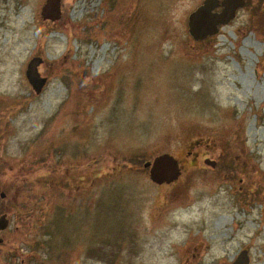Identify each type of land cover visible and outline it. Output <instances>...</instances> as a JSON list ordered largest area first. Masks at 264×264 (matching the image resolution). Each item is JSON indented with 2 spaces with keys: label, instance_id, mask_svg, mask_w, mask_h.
<instances>
[{
  "label": "rangeland",
  "instance_id": "1",
  "mask_svg": "<svg viewBox=\"0 0 264 264\" xmlns=\"http://www.w3.org/2000/svg\"><path fill=\"white\" fill-rule=\"evenodd\" d=\"M184 1L0 0V264H264V0L202 41Z\"/></svg>",
  "mask_w": 264,
  "mask_h": 264
},
{
  "label": "water",
  "instance_id": "2",
  "mask_svg": "<svg viewBox=\"0 0 264 264\" xmlns=\"http://www.w3.org/2000/svg\"><path fill=\"white\" fill-rule=\"evenodd\" d=\"M60 1L46 0L42 6L41 16L43 19L51 21L60 17ZM244 5V0H204L203 4L198 6L196 10L191 12L187 17L188 34L194 41H202L208 37L216 35L221 25L227 24L232 20L238 8ZM218 6L222 7L220 12L214 9ZM42 59L39 57L32 58L27 63L25 75L27 81L31 85L36 94L40 93L46 84V77H42L38 72V66ZM211 166H214V162ZM143 167L148 169L150 180L157 184H169L178 179L181 175V169L178 160L170 154H162L155 156L152 160L144 162ZM1 198L4 194H0ZM8 227V219L6 214L0 216V231ZM232 264H249V258L246 251H242Z\"/></svg>",
  "mask_w": 264,
  "mask_h": 264
},
{
  "label": "bare ground",
  "instance_id": "3",
  "mask_svg": "<svg viewBox=\"0 0 264 264\" xmlns=\"http://www.w3.org/2000/svg\"><path fill=\"white\" fill-rule=\"evenodd\" d=\"M190 1H195V0H186V1H184V3H188V2H190ZM224 221H226V218L225 217H222V218H219V219H217V222L218 223H223ZM179 231H182L183 230V228L182 227H178L177 228ZM175 243H173V245H174ZM172 245V246H173Z\"/></svg>",
  "mask_w": 264,
  "mask_h": 264
},
{
  "label": "flooded vegetation",
  "instance_id": "4",
  "mask_svg": "<svg viewBox=\"0 0 264 264\" xmlns=\"http://www.w3.org/2000/svg\"><path fill=\"white\" fill-rule=\"evenodd\" d=\"M6 197H7V194H6ZM4 198H5V196H4ZM4 198H3V199H4ZM3 212H4V211H0V214L3 213ZM4 213H5V212H4ZM5 214H7V217H8V219H9V215H8V213L6 212ZM9 221H10V219H9ZM1 242H2V240H0V243H1Z\"/></svg>",
  "mask_w": 264,
  "mask_h": 264
}]
</instances>
